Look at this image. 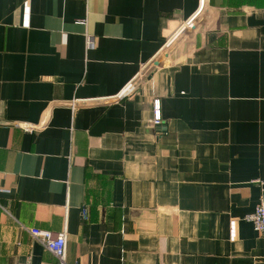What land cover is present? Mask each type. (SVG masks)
Here are the masks:
<instances>
[{
	"label": "crops",
	"instance_id": "obj_1",
	"mask_svg": "<svg viewBox=\"0 0 264 264\" xmlns=\"http://www.w3.org/2000/svg\"><path fill=\"white\" fill-rule=\"evenodd\" d=\"M262 199L264 0H0V264H60L32 228L67 264H264Z\"/></svg>",
	"mask_w": 264,
	"mask_h": 264
},
{
	"label": "built area",
	"instance_id": "obj_2",
	"mask_svg": "<svg viewBox=\"0 0 264 264\" xmlns=\"http://www.w3.org/2000/svg\"><path fill=\"white\" fill-rule=\"evenodd\" d=\"M203 4V0H201V6ZM88 44L91 46L93 45V39L92 36L88 38ZM136 86V82L133 80L130 82L119 94L118 98L120 99L123 95L130 94ZM87 101V100H85ZM89 101H95V100H88ZM78 100H71L68 101L69 105L74 106V104H77ZM153 120L154 123H160L162 120V111H161V101L159 98H155L153 100ZM1 209V205H0ZM83 215L86 217L87 210L86 208L83 209ZM246 219L251 221L255 228L260 232L262 237L264 238V199H262L257 206L255 207V210L248 214L246 216ZM31 233L33 236H35L37 239L40 240V242L44 245L46 249L51 251L58 259L60 264H67L66 262V254H67V236L65 232L62 233H56L49 229H42V228H32Z\"/></svg>",
	"mask_w": 264,
	"mask_h": 264
}]
</instances>
